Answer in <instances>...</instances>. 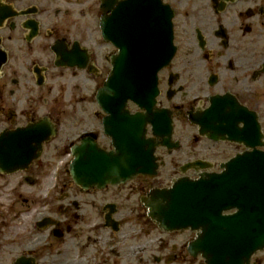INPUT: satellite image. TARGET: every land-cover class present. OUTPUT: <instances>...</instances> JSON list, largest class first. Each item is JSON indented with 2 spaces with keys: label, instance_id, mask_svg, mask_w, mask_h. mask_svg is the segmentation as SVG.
I'll use <instances>...</instances> for the list:
<instances>
[{
  "label": "flooded vegetation",
  "instance_id": "1",
  "mask_svg": "<svg viewBox=\"0 0 264 264\" xmlns=\"http://www.w3.org/2000/svg\"><path fill=\"white\" fill-rule=\"evenodd\" d=\"M158 1L172 10L176 51L159 71L151 109L170 118L171 147L161 145L165 129L155 133L146 122L156 174L99 188L76 185L68 169L83 140L112 147L94 94L117 53L102 38V18L124 0H0V264L202 263L189 252L197 233L160 228L149 203L175 177L193 178L204 166L219 171L245 149L221 134L200 135L192 123L199 116L244 108L264 143V0ZM86 80L94 107L78 117L74 104L85 97L77 82ZM128 108L148 116L146 108ZM87 120L90 127L79 130ZM252 262L264 264V250Z\"/></svg>",
  "mask_w": 264,
  "mask_h": 264
},
{
  "label": "water",
  "instance_id": "2",
  "mask_svg": "<svg viewBox=\"0 0 264 264\" xmlns=\"http://www.w3.org/2000/svg\"><path fill=\"white\" fill-rule=\"evenodd\" d=\"M103 8L110 10L109 6ZM171 16L170 6L158 0H124L103 17V37L116 45L119 53L112 57L110 75L96 97L107 114L103 124L114 149L107 152L90 140L76 145L70 165L76 184L100 187L137 173L156 172L155 142L144 137L146 116L130 114L126 103L131 100L151 110L158 70L170 62L175 51ZM240 111L238 115L217 116L221 123L217 129L232 140L255 147L261 135L255 114L244 108ZM154 115L152 123L157 124L167 116L163 111ZM238 119L247 123L246 129H234ZM197 122L200 133L206 134L203 120ZM165 126L169 136V121ZM47 131L54 134L50 124ZM222 167L219 173L178 178L170 187L158 190L151 213L163 228L199 231L189 249L192 254H202L204 264H253L251 256L264 249V151L245 150Z\"/></svg>",
  "mask_w": 264,
  "mask_h": 264
},
{
  "label": "rangeland",
  "instance_id": "3",
  "mask_svg": "<svg viewBox=\"0 0 264 264\" xmlns=\"http://www.w3.org/2000/svg\"><path fill=\"white\" fill-rule=\"evenodd\" d=\"M77 84L78 85L80 84V86L82 87V90H79V92H77L78 95H80L82 97H85V99L82 100V101L79 100L78 102H76L74 104V106L79 108L78 117H82V113L81 112L83 111V108L88 107L89 110H90L91 108L94 107V105L90 102L93 99V97L89 96V95H91V90L93 89V84L91 85V81H89V80H86V81H83V82L78 81ZM86 86H91V87L87 88ZM88 122H92V121L91 120H87V123H86L85 126H83L81 124V126L79 127V130L83 129L86 126L90 127V124Z\"/></svg>",
  "mask_w": 264,
  "mask_h": 264
}]
</instances>
